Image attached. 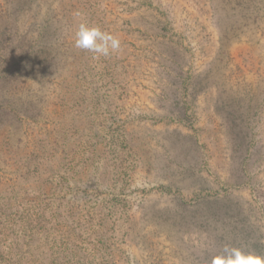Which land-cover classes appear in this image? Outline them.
I'll use <instances>...</instances> for the list:
<instances>
[{
  "label": "rangeland",
  "instance_id": "obj_1",
  "mask_svg": "<svg viewBox=\"0 0 264 264\" xmlns=\"http://www.w3.org/2000/svg\"><path fill=\"white\" fill-rule=\"evenodd\" d=\"M224 245L264 256V0H0V264Z\"/></svg>",
  "mask_w": 264,
  "mask_h": 264
},
{
  "label": "clouds",
  "instance_id": "obj_2",
  "mask_svg": "<svg viewBox=\"0 0 264 264\" xmlns=\"http://www.w3.org/2000/svg\"><path fill=\"white\" fill-rule=\"evenodd\" d=\"M75 46L99 56L108 57L120 49V41L97 26L81 23L76 32ZM212 264H264V256L255 252H246L243 248L224 245L219 253L212 257Z\"/></svg>",
  "mask_w": 264,
  "mask_h": 264
}]
</instances>
